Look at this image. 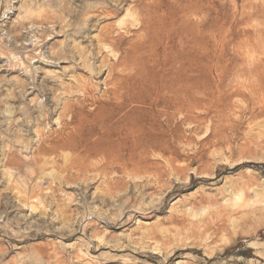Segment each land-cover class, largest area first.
<instances>
[{"label": "rangeland", "instance_id": "rangeland-1", "mask_svg": "<svg viewBox=\"0 0 264 264\" xmlns=\"http://www.w3.org/2000/svg\"><path fill=\"white\" fill-rule=\"evenodd\" d=\"M145 1L0 0V264H264V0Z\"/></svg>", "mask_w": 264, "mask_h": 264}, {"label": "bare ground", "instance_id": "bare-ground-1", "mask_svg": "<svg viewBox=\"0 0 264 264\" xmlns=\"http://www.w3.org/2000/svg\"><path fill=\"white\" fill-rule=\"evenodd\" d=\"M103 1L104 2L112 1L115 3L114 5L110 4L111 5L110 7H108L107 5L104 6L105 4L99 7L100 10L102 9L101 14L107 17L108 19L113 18V16L119 14L130 1H133L137 6L142 8L141 10H143V7L146 5L145 0H103ZM110 32L111 31L104 32L105 34L102 33V36H104L107 39L110 36Z\"/></svg>", "mask_w": 264, "mask_h": 264}]
</instances>
